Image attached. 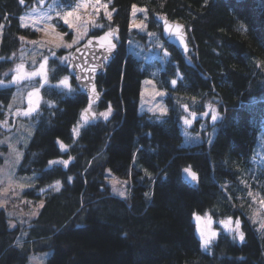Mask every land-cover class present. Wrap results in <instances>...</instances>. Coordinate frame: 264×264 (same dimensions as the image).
I'll return each mask as SVG.
<instances>
[{
	"label": "trees",
	"instance_id": "trees-1",
	"mask_svg": "<svg viewBox=\"0 0 264 264\" xmlns=\"http://www.w3.org/2000/svg\"><path fill=\"white\" fill-rule=\"evenodd\" d=\"M43 1L0 0L2 79L17 64L24 46L21 38L36 36L20 26L19 18ZM59 1L67 10L79 0ZM113 7V19L100 17L103 27L88 34L119 29L117 54L96 77L101 100L93 109L98 119L76 127L77 137L72 129L87 99L70 77L67 63L60 61L63 51L47 62L51 85L40 89L44 102L17 170L20 178L34 181L25 195L43 204L28 228H11L7 215L12 210L26 212L27 204L11 201L0 210V264H28L31 254L48 250L47 264H264L260 0H113ZM136 8L143 10L135 14L147 26L143 30L130 27ZM156 16L183 24L187 56L162 39ZM64 77L74 90L71 95L66 87L55 85ZM151 77L167 94L168 114L160 118L137 113L141 81ZM12 96V88H0V120ZM211 102L221 122L214 124L209 115L200 118ZM109 104L112 113L105 120L99 114ZM186 129L201 141L185 146ZM5 151L0 147V164ZM58 160L69 164H49ZM185 168L196 173V188L183 182ZM107 170L128 180L126 198L112 195ZM57 181L62 186L56 191ZM252 202L262 226L251 222ZM204 213L216 220H239L244 240L238 243L220 232L202 251L193 215Z\"/></svg>",
	"mask_w": 264,
	"mask_h": 264
},
{
	"label": "rangeland",
	"instance_id": "rangeland-1",
	"mask_svg": "<svg viewBox=\"0 0 264 264\" xmlns=\"http://www.w3.org/2000/svg\"><path fill=\"white\" fill-rule=\"evenodd\" d=\"M70 11L73 14L67 17L69 24L66 25L63 17ZM139 11L141 9L136 8L133 13L130 23L131 28H134L132 27L133 24H144L141 19L135 17V14ZM114 13L113 0H79L73 8L67 10L62 9L59 0H45L34 4L19 18L20 26L32 30L36 33V36L21 38L24 46L18 56L17 64L6 74L8 76L7 79H2L0 76V82H3L0 88H12L13 90L12 99L5 109L6 116L0 120V147L7 148V151L1 154L0 210L5 209L6 205L11 201L14 204L22 206L27 204L29 206L26 212L22 210L17 212L13 210L8 211L7 215L11 219V228L16 226V224L28 228L29 223L37 217L43 204L42 199H33L25 195L26 192L34 188V181L31 177L20 178L17 170L22 161L24 151L35 132L36 126L33 119L39 113L40 107L44 102L40 96V89L44 85H51L47 62L51 56H54L53 53L63 51L65 54L60 61L68 64L71 52L87 39L92 28L99 26V18L103 17L107 20H112ZM108 14L111 16L110 19ZM60 25L65 28V32L60 30ZM73 41L76 42L73 43ZM68 45H71V47H68ZM45 60L47 61L46 63ZM41 64H45L43 71L41 70ZM33 73L38 74L33 75ZM17 76L24 78L16 80ZM55 85L61 87L60 83ZM166 98V92L157 87L152 77L143 79L140 85L137 113L139 115L147 114L155 116L156 118L167 115ZM211 108L216 109V105L212 104V102L208 103L206 111L209 113L210 120ZM92 111L95 113L94 109ZM25 112L28 115H24ZM204 117L206 116L200 115L201 119ZM97 119L98 116L96 115L93 121ZM89 122L88 118L85 120L80 116L74 128L84 126ZM202 124L204 123L202 122ZM186 131L187 129L184 130L183 140L185 146L195 145L201 141L200 135L189 134V131ZM73 136L77 137L78 135L73 131ZM105 179L111 187L113 196L118 198H126L128 196V180L119 179L108 170L106 171ZM61 186L60 182L59 185L57 183L54 184V190L57 191V188L60 189ZM256 197L260 198L262 196L259 194ZM251 205L254 209V211L251 210V222L257 223L260 226L262 219H260L259 211L255 207V203L253 204L252 202ZM197 216L201 217L199 221L196 219ZM209 218L211 222H209ZM222 221L227 223L228 218L216 220L208 213L193 215V222L195 223L196 234L199 238L202 251L207 250L202 247L201 235L198 228L204 231L206 238L210 237L212 232H216L217 234L223 232L230 235L238 243L241 242L239 236L228 231L225 224L221 223ZM227 227L234 229L236 227V220L231 219V224L227 225ZM24 235H26V232ZM216 237L212 239L211 244L215 241ZM50 255V250L33 253L29 256L28 264H47Z\"/></svg>",
	"mask_w": 264,
	"mask_h": 264
},
{
	"label": "water",
	"instance_id": "water-1",
	"mask_svg": "<svg viewBox=\"0 0 264 264\" xmlns=\"http://www.w3.org/2000/svg\"><path fill=\"white\" fill-rule=\"evenodd\" d=\"M156 22L159 24L161 28V35L162 39L173 48L177 49V51L183 56H187L189 52V46H188V36L186 33V29L181 23H175L167 20L166 18L162 16H156L155 17ZM165 21L168 25L173 26V32H175V26L180 25L182 28L179 30L182 34L183 43L181 42V36L175 35L173 33H170L169 31H166L165 28ZM115 32L116 37L119 36V29L113 28L110 29L98 36H92L88 37L81 45H79L77 48H75L72 53L70 54L68 58V65L67 70L69 72L70 77L75 82V85L77 89L83 94L87 99V107L89 104V97L91 95L89 89L91 88L92 84L96 83V77L101 76L105 72V65L109 64L116 56L117 54V47L112 54V56L109 59H105V56L108 55L106 51V45H108L107 40H99V37H102L107 32ZM91 41V43H89ZM112 43H116V39L112 40ZM186 46V51H185ZM79 49V51H77ZM95 67L96 71L92 72L91 69ZM85 77H88V79H85ZM96 85V84H95ZM97 89V87H96ZM99 93V91L97 90ZM101 100V96L99 94L98 100H93L92 107H95L99 104ZM86 107V108H87ZM91 110L89 113H86L85 116L92 120L93 117L91 115ZM182 180L185 184L191 186V187H197V179L195 181L191 180V177H188L187 174L182 172ZM187 177V178H186Z\"/></svg>",
	"mask_w": 264,
	"mask_h": 264
},
{
	"label": "snow or ice",
	"instance_id": "snow-or-ice-1",
	"mask_svg": "<svg viewBox=\"0 0 264 264\" xmlns=\"http://www.w3.org/2000/svg\"><path fill=\"white\" fill-rule=\"evenodd\" d=\"M21 2H23V0H21ZM260 3L262 5V9L261 10L264 11V0H260ZM141 11H143V10H141ZM72 14L73 13L70 11V12L66 13V16L65 17H63L64 23L66 25L69 24V20L67 19V17L68 16H72ZM108 16H109V19H110L111 18L110 14H108ZM98 27H103V26L100 25ZM132 27L143 30L147 26L144 25L143 23H141V24H133ZM165 28H166V31H169L170 33H173L175 35H180L181 36V42L183 43L182 34L179 31L182 28V26L176 25L175 26V32H173V26L168 25L167 22L165 21ZM98 39L99 40H107L109 42L108 45L105 46L106 47L107 54H108V55L105 56V59H109L112 56V54L114 53V51H115V49L117 47V44L116 43H112V40L117 39L116 33L110 31V32L105 33L104 36L99 37ZM75 42L76 41H73V43H75ZM89 43H91V41ZM68 47H71V45H68ZM186 50L187 49H186V46H185V51ZM77 51H79V49H77ZM53 55H55V54L53 53ZM63 59L66 60L67 58H63ZM46 62L47 61L45 60V63ZM44 67H45V64H41V70L42 71H43ZM91 71L92 72H95L96 71V68L93 67L91 69ZM36 74H38V73H33V75H36ZM23 78L24 77L17 76L16 77V80L23 79ZM85 79H88V77H85ZM2 83L3 82H0V85H2ZM172 84L174 86L176 84V81L173 80L172 81ZM60 85L67 88V94L68 95H71L72 92L74 91L71 88V86H70L68 77H64L62 80H60ZM89 91L91 93V95L89 97V104H88V107L85 108L84 111H83V113H82V119H85V120H87V117L85 116V114L90 112V110L92 108L93 100H98L99 99V93L97 92V89H96V85L95 84H92L91 85V88L89 89ZM164 111H166V110H164ZM210 111H211V120H212V122L214 124L222 121L223 118L221 116H219V114L217 113V111H216L215 108H211ZM111 113H112V107H111V104H109L107 110L104 111V112H101L99 115L101 117H103V119L107 120L109 118V116L111 115ZM24 115H28V113L25 112ZM91 115H92L93 118H95V116H96L95 113H91ZM203 115L204 116H208L209 113L208 112H205V113H203ZM192 116H193V119H195V113H192ZM184 123L187 124V125H191L192 124V120L185 119L184 120ZM73 131H74L75 134H77V135L79 134V130L78 129H75L74 128ZM61 150L62 151L65 150V146L63 144H61ZM50 163H53V164H56V163L63 164L65 167H67L68 164H69V161H67V160L51 161ZM184 172L187 174L188 177H191V180L192 181H195L197 179L196 173L193 172V171H191L190 168H185L184 169ZM68 179L71 180L72 178L69 177ZM57 185H59V181H57ZM57 190H59V188H57ZM121 195H123V193H121ZM196 219L199 221L201 219V217L197 216ZM209 222H211L210 218H209ZM221 223L222 224H225V227L227 228L228 231L233 232L235 235H238L239 236V239L241 241L244 240V234H243V232L240 231V222H239V220L236 221V227L234 229L227 227V225L231 224V218L228 219L227 223H225L223 221ZM198 230L200 231V235H201L202 247L205 250H207L208 247H209V245L212 242V239L215 238L218 234L216 232H212L211 235H210V237H207L206 238L205 237V234H204V231L201 230V229H199V228H198ZM235 235H234V238H235Z\"/></svg>",
	"mask_w": 264,
	"mask_h": 264
},
{
	"label": "bare ground",
	"instance_id": "bare-ground-1",
	"mask_svg": "<svg viewBox=\"0 0 264 264\" xmlns=\"http://www.w3.org/2000/svg\"><path fill=\"white\" fill-rule=\"evenodd\" d=\"M81 45V44H80ZM198 181V180H197ZM198 183V182H197ZM187 185V184H186ZM189 186V185H188ZM197 186H198V184H197ZM189 187H191V186H189ZM193 188H196V187H193Z\"/></svg>",
	"mask_w": 264,
	"mask_h": 264
},
{
	"label": "clouds",
	"instance_id": "clouds-1",
	"mask_svg": "<svg viewBox=\"0 0 264 264\" xmlns=\"http://www.w3.org/2000/svg\"><path fill=\"white\" fill-rule=\"evenodd\" d=\"M181 178H182V176H181Z\"/></svg>",
	"mask_w": 264,
	"mask_h": 264
}]
</instances>
